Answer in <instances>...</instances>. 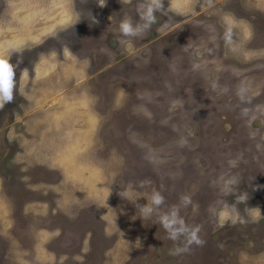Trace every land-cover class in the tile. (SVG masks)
Returning <instances> with one entry per match:
<instances>
[{
  "label": "rangeland",
  "instance_id": "obj_1",
  "mask_svg": "<svg viewBox=\"0 0 264 264\" xmlns=\"http://www.w3.org/2000/svg\"><path fill=\"white\" fill-rule=\"evenodd\" d=\"M98 2L0 0V56L31 40L10 56L13 99L0 107V264H264V0H163L173 10L128 44L117 26L137 20L138 0ZM67 111L70 134L35 120ZM66 137L67 154L55 148ZM231 175L253 220L218 227L208 209ZM152 189L166 206L190 196L181 215L202 245L174 255L180 242L139 217Z\"/></svg>",
  "mask_w": 264,
  "mask_h": 264
},
{
  "label": "clouds",
  "instance_id": "obj_2",
  "mask_svg": "<svg viewBox=\"0 0 264 264\" xmlns=\"http://www.w3.org/2000/svg\"><path fill=\"white\" fill-rule=\"evenodd\" d=\"M125 2H127V0H125ZM104 3L105 0H99L98 2L100 6H103ZM164 9H168L169 11L173 10L169 3L167 8H163V0H138L136 7L137 20L133 21L131 17L125 16L118 23V32L122 38L120 42L122 44H128L132 38L142 36L155 22V14L157 12H162ZM80 18L81 17L77 15L74 19L65 18L61 20L54 29L49 30V35H52L56 29L65 30L71 27ZM91 22H96L95 18L92 16ZM31 39L34 40L35 38ZM222 39L226 45H231L233 43L231 26L225 27ZM29 42H31V40L9 42L7 44L8 54L6 56H0V107L11 102L13 99L15 81L14 67L13 64L9 62L10 56L13 52L20 51L21 48L26 46ZM100 51L106 52L107 50L101 48ZM200 68L201 65L192 64V69L194 71ZM212 88L215 89L216 85L213 84ZM223 91H226V89H223ZM246 91V87L243 82H241L236 89V95L240 100H245ZM247 113L248 109L245 108L242 110L241 114L247 115ZM180 143L181 145L185 143L183 138ZM228 163L231 167L236 166L235 160H230ZM238 184L239 179L235 175L221 178L219 191L222 199L217 201L219 207L212 205L208 209L209 213L216 218L218 227H222L226 222L235 225L237 223L245 224L253 220V214L249 208L243 209L242 214V210L238 207V205L241 204L247 205L246 201L248 200V193L246 191L237 190ZM230 194L234 196V201L232 203H228L225 199V197ZM124 198L127 199V195H125ZM136 199L132 202H135ZM145 199L147 201L145 204L136 205L139 217L141 219H152L154 217V223H158L164 230L166 239L174 243L180 242L179 245L172 250L174 255L188 251L189 246L193 244L200 246L204 243L199 236L200 225L187 223L185 218L181 215V209L191 204L190 196L182 194L178 197L177 203L166 206L165 198L161 191L152 189ZM193 210H195V208Z\"/></svg>",
  "mask_w": 264,
  "mask_h": 264
},
{
  "label": "crops",
  "instance_id": "obj_3",
  "mask_svg": "<svg viewBox=\"0 0 264 264\" xmlns=\"http://www.w3.org/2000/svg\"><path fill=\"white\" fill-rule=\"evenodd\" d=\"M37 18H39V17H37ZM33 20H36V18H33ZM45 73L44 74H40L42 78L46 77L45 75H47L49 73L47 71V69L45 70ZM47 78L50 80V78H52V76L46 77V79H45L46 82H44V85L43 86H46L47 85V83L49 81ZM54 91H56L55 88H54ZM48 96H49V94H47L46 96H43V95L38 96V98H36V99L39 102V104H36V105H43V103H46L47 102L46 101L47 100L46 97H48ZM58 97H59V95L57 94V96L54 97L55 100L53 102H59V99H57ZM63 102H64V104H66L65 107L67 109H70V111H71V109H73L74 104L77 102V100H72L70 97H68V98H65V100ZM52 104H57V103H52ZM60 106H61V101H60ZM45 119H46V122L44 124H46V131L48 133H50V135H52L53 133L59 134L61 132L62 133L64 132V134H70V132H68V130L65 129V128L68 126V123H70V124L72 123V121H73V114L71 115L68 111L67 112H64V113H62V112L61 113H58L57 115H55L53 113L50 114V113H47L46 112L44 115H42V116L40 115V117L37 118V119H35V120L37 122H42ZM64 120L65 121L67 120V122L63 125L62 122ZM62 125H63V127H62ZM72 140H73V138L70 139V137H69V139H68V137H66V139L64 141H62V144L59 145V146H55V148H61V146H62V148L65 149L64 150V153L67 154L66 150L69 147H72L73 146V141ZM54 142L55 141H52V145H49V141L46 142L45 147L51 148L53 146V143ZM65 156H67V155H65Z\"/></svg>",
  "mask_w": 264,
  "mask_h": 264
},
{
  "label": "flooded vegetation",
  "instance_id": "obj_4",
  "mask_svg": "<svg viewBox=\"0 0 264 264\" xmlns=\"http://www.w3.org/2000/svg\"><path fill=\"white\" fill-rule=\"evenodd\" d=\"M151 27L153 28V25H151ZM23 70V69H22ZM14 77H16V75H14ZM18 77V76H17Z\"/></svg>",
  "mask_w": 264,
  "mask_h": 264
}]
</instances>
